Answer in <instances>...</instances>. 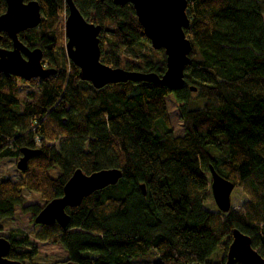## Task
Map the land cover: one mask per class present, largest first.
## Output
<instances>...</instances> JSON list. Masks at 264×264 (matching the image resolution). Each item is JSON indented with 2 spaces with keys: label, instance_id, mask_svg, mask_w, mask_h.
I'll use <instances>...</instances> for the list:
<instances>
[{
  "label": "trees",
  "instance_id": "1",
  "mask_svg": "<svg viewBox=\"0 0 264 264\" xmlns=\"http://www.w3.org/2000/svg\"><path fill=\"white\" fill-rule=\"evenodd\" d=\"M37 1L39 25L18 38L40 48L43 63L56 73L28 81L0 73V160H17L24 147L40 150L20 180L0 177V218H10L16 206L37 215L41 207L24 205L25 190L38 193L45 205L62 196L75 169L89 174L115 167L122 171L116 184L66 207L65 227L36 223L32 236L60 244L65 260L77 264H224L236 228L264 258V0H188L184 32L192 50L185 85L172 91L130 80L97 89L81 80L65 52L64 0ZM73 1L101 26V62L164 73V50L149 45L130 3ZM5 8L0 0V14ZM0 47L12 48L6 33ZM20 82L32 88L25 98ZM169 94L179 104L182 134L173 133ZM55 141L58 149L50 144ZM210 165L247 189L243 210L205 207L210 181L203 172ZM5 237L9 259L34 261L38 252L27 232L12 229ZM218 254L221 262H211Z\"/></svg>",
  "mask_w": 264,
  "mask_h": 264
},
{
  "label": "water",
  "instance_id": "2",
  "mask_svg": "<svg viewBox=\"0 0 264 264\" xmlns=\"http://www.w3.org/2000/svg\"><path fill=\"white\" fill-rule=\"evenodd\" d=\"M115 4L130 3L141 25L144 35L153 49H163L166 55V69L161 76L154 72L127 70L113 67L100 61L101 26L86 19L73 0H65L67 15L64 19L65 52L67 58L78 67L79 78L88 81L94 88L109 83L147 81L159 83L169 90H178L185 85L184 67L189 63L192 50L190 39L184 29L190 19L186 13L188 0H112ZM6 8L0 14V37L6 33L12 40V48L0 47V73L12 74L24 81L32 78H46L56 73V68L43 63V51L30 49L18 38V33L37 27L41 21L40 5L37 0H5ZM195 91V87H190ZM17 168L24 171L28 160L40 153L39 149L21 148ZM210 188L215 204L220 212L227 213L231 207V192L235 185L221 176L210 165ZM119 168H104L89 174L77 168L63 186V194L54 198L34 217L37 224L58 223L65 227L69 221L66 207H74L91 193L114 185L121 178ZM143 193L145 187L140 185ZM224 264H264V258L252 247L248 235L233 229ZM11 248L9 240L0 236V264H23L7 257ZM56 264H77L70 260ZM195 264H204L197 262Z\"/></svg>",
  "mask_w": 264,
  "mask_h": 264
},
{
  "label": "rangeland",
  "instance_id": "3",
  "mask_svg": "<svg viewBox=\"0 0 264 264\" xmlns=\"http://www.w3.org/2000/svg\"><path fill=\"white\" fill-rule=\"evenodd\" d=\"M65 2V0H64ZM66 4V3H65ZM264 22V14H263ZM64 15L61 16V21H64ZM150 45V43H149ZM32 88L28 83L20 82L19 95L21 98H25L28 91ZM198 92L193 91L192 98H197ZM166 108L169 114L170 123L173 129V133L178 135L184 131L183 122L180 118V112L178 103L172 94H169L166 98ZM56 149L59 147V142L55 141L50 143ZM17 160L15 158H5L0 160V177L6 176L11 180L17 181L21 179V171L17 168ZM49 173L53 176L58 174L57 168L51 169ZM204 176L208 181H211L210 173L204 171ZM209 196L205 202V207L214 213H222L217 208L213 199L211 188H209ZM25 193L24 205L37 204L39 207L44 205L41 197L36 192H30L28 190ZM250 200L248 191L242 186H236L231 192V207L233 210H243L245 203ZM37 228V224L34 221V212L22 211L19 206L14 208V213L10 218H0V236H8L12 229H19L29 234V239L37 249V256L32 263L24 261L23 264H55L57 262L65 261L67 252L60 244H54L50 242H40L32 236L33 230ZM222 256L214 255L211 258V262H221Z\"/></svg>",
  "mask_w": 264,
  "mask_h": 264
},
{
  "label": "bare ground",
  "instance_id": "4",
  "mask_svg": "<svg viewBox=\"0 0 264 264\" xmlns=\"http://www.w3.org/2000/svg\"><path fill=\"white\" fill-rule=\"evenodd\" d=\"M159 50V49H158Z\"/></svg>",
  "mask_w": 264,
  "mask_h": 264
},
{
  "label": "flooded vegetation",
  "instance_id": "5",
  "mask_svg": "<svg viewBox=\"0 0 264 264\" xmlns=\"http://www.w3.org/2000/svg\"><path fill=\"white\" fill-rule=\"evenodd\" d=\"M26 1V0H25Z\"/></svg>",
  "mask_w": 264,
  "mask_h": 264
}]
</instances>
